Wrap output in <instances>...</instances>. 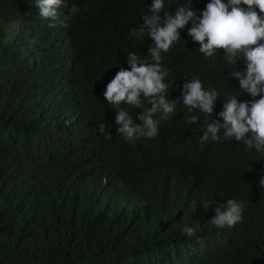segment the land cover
Returning a JSON list of instances; mask_svg holds the SVG:
<instances>
[{
	"label": "trees",
	"instance_id": "obj_1",
	"mask_svg": "<svg viewBox=\"0 0 264 264\" xmlns=\"http://www.w3.org/2000/svg\"><path fill=\"white\" fill-rule=\"evenodd\" d=\"M152 2L67 0L68 24L49 27L31 0H0V264H264V151L223 130L201 144V112L182 100L199 78L218 94L211 119H221L243 56L234 66L222 49L206 57L190 21L160 62L180 125L134 142L118 134L117 112L140 124L142 109L103 94L130 70L128 53L153 63L152 38L131 35ZM209 2L164 0L160 15L191 5L200 16ZM227 199L243 203L242 220L219 228L212 219Z\"/></svg>",
	"mask_w": 264,
	"mask_h": 264
},
{
	"label": "clouds",
	"instance_id": "obj_2",
	"mask_svg": "<svg viewBox=\"0 0 264 264\" xmlns=\"http://www.w3.org/2000/svg\"><path fill=\"white\" fill-rule=\"evenodd\" d=\"M67 0H31L34 15L39 21L49 27H55L54 20L60 26L68 24L66 17ZM246 5L247 7H242ZM164 0H153L150 16L142 17L143 23L131 35L139 37L145 33L154 44L148 48V55L153 63L141 62L134 53L127 54L130 70L121 68L114 79L106 86L104 97L109 104L120 105L126 103L137 109H142L137 124L125 110H119L116 115L118 134L126 142H134L140 137L153 138L158 134V125L164 124L176 129L180 125L181 115L175 114L178 101L168 100L164 93L168 85L164 83L168 72L161 67V52H167L180 39V29L185 28L191 21L188 35L197 42L199 51L206 57H212L216 50L222 49L228 61L234 66L243 56L246 68L240 71L232 70L230 76L234 84L231 94H225L223 110L218 114L221 119H211L218 94L215 90H205L199 78L183 85V104L189 111L199 110L202 124L206 130L201 137V144L218 141L221 130L226 139L243 142L247 148L264 151V0H210L200 16L189 7H178L175 14L164 13ZM259 9V13L255 9ZM79 11L76 5L69 8V14ZM238 63V62H237ZM66 72L62 73L64 76ZM172 96H179V89L170 88ZM148 104L151 107L145 108ZM180 109H183L181 107ZM188 111V112H189ZM217 111V110H215ZM187 112V113H188ZM160 114L159 120L154 117ZM198 121L192 117L190 122ZM105 125L99 126L103 133ZM251 133V137L247 136ZM260 185L264 187V178ZM209 201L205 208L209 207ZM223 204V203H222ZM224 209L223 211L221 209ZM216 216L212 223L222 228L231 227L242 220L244 205L234 199H227L226 203L216 207ZM183 232L192 237L195 229L185 225Z\"/></svg>",
	"mask_w": 264,
	"mask_h": 264
}]
</instances>
